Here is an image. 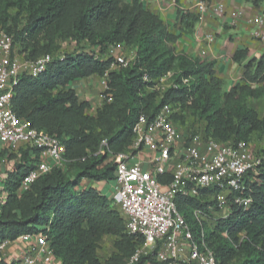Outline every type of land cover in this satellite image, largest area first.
<instances>
[{
	"label": "trees",
	"instance_id": "obj_1",
	"mask_svg": "<svg viewBox=\"0 0 264 264\" xmlns=\"http://www.w3.org/2000/svg\"><path fill=\"white\" fill-rule=\"evenodd\" d=\"M172 1L178 34L140 0H0V29L12 36L13 47L24 58L55 53L64 44L72 48L62 62H52L37 78L21 76L14 90L12 111L58 140L67 163L18 195L23 178L40 162L39 151L23 146L15 153L0 149V243L41 234L61 264H126L136 244L125 233L120 213L112 209L111 197L92 187L79 188L84 182L113 181L115 165L109 155L130 148L132 128L141 114L151 118L161 106L171 104L179 110L174 115L177 125L189 111L205 124L200 132L207 137L249 143L256 135L261 141L256 151L260 163L248 183L251 204L216 220L204 233L218 264H264V118L248 103L264 100V53L247 60V50L236 51L232 60L246 62L240 81L225 91L214 61L177 52L174 44L193 33L199 16L181 9V0ZM259 2L252 0L255 7ZM13 9L16 13L10 17ZM115 45L133 59L125 68L110 70L114 59L104 57ZM168 73V88L153 90ZM145 74L151 81L143 82ZM93 76L105 77L104 95L111 97L94 113L71 88L75 81ZM103 140L107 154L94 157ZM3 159L14 160L8 170L1 167ZM168 180L170 176L164 182ZM177 208L196 235L191 211L208 214L207 205L178 198ZM104 237L114 238V253L102 262L97 250ZM0 264L13 263L0 257Z\"/></svg>",
	"mask_w": 264,
	"mask_h": 264
},
{
	"label": "built area",
	"instance_id": "obj_2",
	"mask_svg": "<svg viewBox=\"0 0 264 264\" xmlns=\"http://www.w3.org/2000/svg\"><path fill=\"white\" fill-rule=\"evenodd\" d=\"M206 8V1L199 0L194 5L199 21ZM261 23H264V10ZM256 37L264 39L261 33ZM212 40V36H205L206 43ZM108 57L114 59L110 70L125 68L133 59L120 45L110 46L104 59ZM56 60H64L61 50L36 59L24 58L13 47L12 36L0 30V149L8 148L15 153L17 147L23 146L40 154L39 164L23 178L18 195L26 192L39 177L54 168H64L67 163L64 147L58 140L32 128L11 108L20 77L37 78ZM170 76L168 73L161 78L153 90L159 91ZM149 81V76L143 75V82ZM101 86V105L103 101L110 103L111 97L104 95L108 90L105 77L101 79ZM177 113L179 110L173 105L164 104L151 118L141 114L132 128L130 148L109 155L115 165L112 203L124 219L125 233L136 244L126 264H136L142 258H147L144 264H218L207 245L203 221L214 214L215 223L232 215L234 209L245 211L251 204L248 183L260 157L249 143L221 142L200 131H182L174 121ZM106 154L107 143L103 140L93 156ZM13 162L3 159L1 167L8 170ZM166 176L170 180L164 182ZM178 198L207 205L208 214L200 209L191 211L198 228L196 235L177 208ZM10 244L21 245L26 251L18 264H45L53 257L46 236L41 234L23 235L13 242L0 243V253Z\"/></svg>",
	"mask_w": 264,
	"mask_h": 264
},
{
	"label": "crops",
	"instance_id": "obj_3",
	"mask_svg": "<svg viewBox=\"0 0 264 264\" xmlns=\"http://www.w3.org/2000/svg\"><path fill=\"white\" fill-rule=\"evenodd\" d=\"M128 2L129 0H124ZM144 8L160 15L163 22L172 28L175 23V5L172 0H140ZM199 0H181L180 8L191 10ZM264 10V2L260 1L258 6L252 4V0H209L205 12L201 15L202 19L197 23L195 29L190 35H182L175 47L177 51L191 55L199 50L208 53L209 59L214 60V70L216 76L224 82V90L228 91L236 85L241 78L242 64H237L232 60L234 53L238 50H247V60L258 58L264 53V39L256 37L257 33L264 35V23H261ZM232 14L236 16L233 17ZM210 35L213 40L207 44L205 36ZM97 77L79 79L71 84V88L76 92L79 98V92L82 89L75 88L82 81L83 99L90 104L91 111L94 113L101 106L99 90L94 88V82ZM94 91V97L91 99L90 92ZM84 94V95H83ZM80 100V98H79ZM249 147L253 146L249 142ZM94 182H84L80 185V190L86 187H92ZM97 188V187H96ZM94 188V189H96ZM101 195L106 196L102 191L96 189ZM112 192V191H111ZM109 198L108 196H106ZM119 212V210L117 209ZM120 213V212H119ZM107 238L104 237L103 240ZM24 247L15 244L8 245L0 257L9 263L18 264L21 257L25 254ZM44 264V263H40ZM45 264H61L60 260L52 257Z\"/></svg>",
	"mask_w": 264,
	"mask_h": 264
},
{
	"label": "rangeland",
	"instance_id": "obj_4",
	"mask_svg": "<svg viewBox=\"0 0 264 264\" xmlns=\"http://www.w3.org/2000/svg\"><path fill=\"white\" fill-rule=\"evenodd\" d=\"M189 11L197 13L194 8L189 10ZM15 13L16 12H15L14 9L13 10H9L10 17H14ZM8 25H11V22H9ZM170 29L175 34L179 33L178 25L176 24V22L174 23L173 27L170 28ZM0 30H2V29H0ZM207 44H209V43H207ZM62 47L63 48L61 49V52H63V54H69V53L72 52V48L70 46L64 44ZM177 52L180 53V52H183V51L179 50ZM190 56L198 57L200 59H206V60H210L211 61V59H209L208 53H206L205 51L199 52V50H198L197 53L193 52V54H191ZM171 80H172V78L171 79L170 78L165 79L164 84H162L158 88L159 92H162L165 89H167L168 86L171 84ZM80 82H81V84L80 85H76L75 88H77V89L80 88V89H82L81 91H83L84 85H82V81H80ZM99 87L100 88L102 87L101 86V79L97 78L96 81L94 82V88L99 90ZM81 91L78 93L80 101L83 99L82 94H80ZM94 94H95L94 91L89 93V95H91L90 96L91 99L94 97L93 96ZM248 103H249L250 107H252V108L257 110V112H258V114H259V116L261 118H264V100H252V99H250L248 101ZM177 121L179 122L178 126L180 127V129L182 131L189 132V133H191V132L194 133L196 131L197 132L198 131H202L204 129V126H205V124L201 120H197L193 115L190 114L189 111L187 112V115L185 116L184 119H182V120L178 119ZM250 143L253 146L252 150L255 151V152L258 151L261 148V146H262L261 141L258 139V137L256 135H252ZM19 148L20 147H17V149H19ZM112 184H113V181L108 182V183H106V182H94V183H92V186H94V188L97 187L98 190L102 191V193H104L106 196H108L110 198V197H112V192H111L112 191ZM112 209L116 210V209H118V207L112 203ZM214 216H215L214 214H211V215L208 216V218L206 220L203 221L204 227L206 229H213L214 223H213L212 218ZM113 242H114V238H112V237H107V238H105L104 240L101 241V243L99 245V248L97 250V256L100 259V261L104 262L106 259H108L114 253Z\"/></svg>",
	"mask_w": 264,
	"mask_h": 264
}]
</instances>
